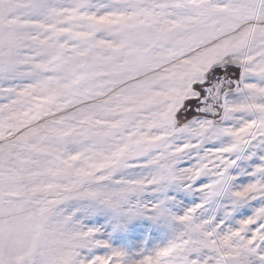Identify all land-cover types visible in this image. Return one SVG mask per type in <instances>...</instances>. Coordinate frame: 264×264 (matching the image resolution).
Segmentation results:
<instances>
[{
	"label": "snow or ice",
	"instance_id": "obj_1",
	"mask_svg": "<svg viewBox=\"0 0 264 264\" xmlns=\"http://www.w3.org/2000/svg\"><path fill=\"white\" fill-rule=\"evenodd\" d=\"M0 264H264V0H0Z\"/></svg>",
	"mask_w": 264,
	"mask_h": 264
}]
</instances>
